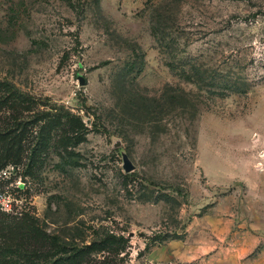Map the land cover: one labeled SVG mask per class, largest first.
Masks as SVG:
<instances>
[{
	"label": "rangeland",
	"instance_id": "1",
	"mask_svg": "<svg viewBox=\"0 0 264 264\" xmlns=\"http://www.w3.org/2000/svg\"><path fill=\"white\" fill-rule=\"evenodd\" d=\"M3 80L0 264H264V0H0Z\"/></svg>",
	"mask_w": 264,
	"mask_h": 264
},
{
	"label": "built area",
	"instance_id": "2",
	"mask_svg": "<svg viewBox=\"0 0 264 264\" xmlns=\"http://www.w3.org/2000/svg\"><path fill=\"white\" fill-rule=\"evenodd\" d=\"M8 167L0 168V180L9 177ZM12 208V198L7 194L6 191L0 189V211H9Z\"/></svg>",
	"mask_w": 264,
	"mask_h": 264
},
{
	"label": "trees",
	"instance_id": "3",
	"mask_svg": "<svg viewBox=\"0 0 264 264\" xmlns=\"http://www.w3.org/2000/svg\"><path fill=\"white\" fill-rule=\"evenodd\" d=\"M4 83H6V84H8L11 88H13V89H16L15 87H14V85H11L8 81H5V80H3V81H0V86H3V84ZM9 97H7V98H10V99H12V100H15V99H18V100H29L28 98H29V96L30 95H28L27 93H21V92H19L18 93V96L16 95L15 97H12L11 95H8ZM15 124L17 125V123L15 122ZM15 129H16V127H13L12 129H11V132L14 134V132H15ZM22 130H23V134L25 133L26 135H27V137L29 138V140H30V136L32 135L31 134V132L28 130V127H26L25 125H23V128H22ZM12 134V136H11V138H13L14 136H15V134L13 135ZM42 136V135H41ZM40 137V136H39ZM32 138H33V136H32ZM41 138V137H40ZM41 139H46L45 138V136L44 137H42ZM28 141V140H27ZM39 144V147L40 146H42L43 145V143L42 142H39L38 143ZM40 150V149H39ZM41 153V151H39V154Z\"/></svg>",
	"mask_w": 264,
	"mask_h": 264
},
{
	"label": "water",
	"instance_id": "4",
	"mask_svg": "<svg viewBox=\"0 0 264 264\" xmlns=\"http://www.w3.org/2000/svg\"><path fill=\"white\" fill-rule=\"evenodd\" d=\"M78 80L80 84H84L86 79L82 74H78ZM119 141L115 142V145H118ZM122 155V166L124 168L125 171H129L132 170L134 168V164L132 163V161L130 160V158L128 157L127 153H125L124 151L121 152Z\"/></svg>",
	"mask_w": 264,
	"mask_h": 264
}]
</instances>
